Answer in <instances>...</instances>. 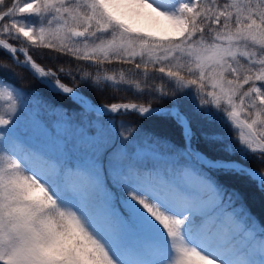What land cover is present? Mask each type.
<instances>
[{
	"label": "snow or ice",
	"instance_id": "obj_1",
	"mask_svg": "<svg viewBox=\"0 0 264 264\" xmlns=\"http://www.w3.org/2000/svg\"><path fill=\"white\" fill-rule=\"evenodd\" d=\"M0 51V264H264V0H0Z\"/></svg>",
	"mask_w": 264,
	"mask_h": 264
},
{
	"label": "trees",
	"instance_id": "obj_2",
	"mask_svg": "<svg viewBox=\"0 0 264 264\" xmlns=\"http://www.w3.org/2000/svg\"><path fill=\"white\" fill-rule=\"evenodd\" d=\"M35 51L36 50H33V52ZM7 62L8 60L5 57V53L3 51H0V64L7 63ZM111 67H112V71L108 72L109 75L113 74V72L118 74L122 70V66L119 64H114ZM22 75L25 76V79L19 86L23 88L25 91L36 90L37 93L43 99L54 101L58 105H64L66 107L71 106V101L63 97L53 98L51 95H45L43 92H41L42 85L38 81L33 80L30 76H28L27 73H22ZM87 94L92 99V101L98 105L106 104L110 102H117L115 100H112L111 96L109 95H100V94L93 93V92H88ZM115 95L117 97H124L125 100L131 98L130 92L128 93L119 92V93H115ZM137 102H142V101H137ZM191 103H192V98L190 96H185L181 99V107L187 108L191 106ZM153 106L154 107H158V106L164 107L167 105L154 103ZM116 119L118 122L121 119H124L128 121L129 123H131L134 128H138L142 132H153L154 134L158 136L166 137L174 142L179 139V131L178 129L175 128V125L170 121H165L164 118L162 117H154L148 120H144V119H135V118H130V117L117 116ZM248 165L250 167L264 171V167H261L258 163H255L251 160L248 161ZM246 197H247L248 207L251 210L252 214L258 220L264 221V193H260L259 191H256L254 186H249L246 191Z\"/></svg>",
	"mask_w": 264,
	"mask_h": 264
},
{
	"label": "bare ground",
	"instance_id": "obj_3",
	"mask_svg": "<svg viewBox=\"0 0 264 264\" xmlns=\"http://www.w3.org/2000/svg\"><path fill=\"white\" fill-rule=\"evenodd\" d=\"M149 9L141 8H129L127 9V16L125 20L129 23L134 29L139 32L151 33L152 35H157V27L163 24L164 18L150 13L146 15Z\"/></svg>",
	"mask_w": 264,
	"mask_h": 264
},
{
	"label": "rangeland",
	"instance_id": "obj_4",
	"mask_svg": "<svg viewBox=\"0 0 264 264\" xmlns=\"http://www.w3.org/2000/svg\"><path fill=\"white\" fill-rule=\"evenodd\" d=\"M151 12V10H149L148 12H146V15H149ZM157 30V35H153L156 37H168V36H173V30L171 28V26L169 25L168 21L164 20L163 24H161L160 26H158L156 28ZM2 103V102H0Z\"/></svg>",
	"mask_w": 264,
	"mask_h": 264
}]
</instances>
